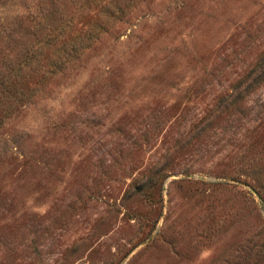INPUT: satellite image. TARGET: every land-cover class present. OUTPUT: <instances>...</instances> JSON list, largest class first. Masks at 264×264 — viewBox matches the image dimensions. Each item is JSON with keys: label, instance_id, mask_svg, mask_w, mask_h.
Masks as SVG:
<instances>
[{"label": "rangeland", "instance_id": "1", "mask_svg": "<svg viewBox=\"0 0 264 264\" xmlns=\"http://www.w3.org/2000/svg\"><path fill=\"white\" fill-rule=\"evenodd\" d=\"M0 264H264V0H0Z\"/></svg>", "mask_w": 264, "mask_h": 264}]
</instances>
